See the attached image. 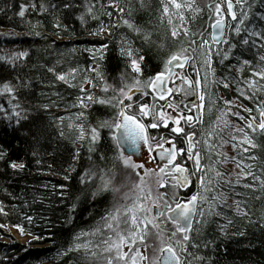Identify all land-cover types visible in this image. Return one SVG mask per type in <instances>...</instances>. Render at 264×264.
I'll use <instances>...</instances> for the list:
<instances>
[{"label":"trees","instance_id":"trees-1","mask_svg":"<svg viewBox=\"0 0 264 264\" xmlns=\"http://www.w3.org/2000/svg\"><path fill=\"white\" fill-rule=\"evenodd\" d=\"M66 2L72 7H65ZM42 3L46 11L39 7ZM197 3L203 11L183 26L189 29V35L184 36L180 28V34L173 37L172 28H179L180 21L173 17V25H169L167 17L161 19L160 0H143V3L141 0H0V57L9 58L21 52L28 54L18 58L15 67L5 66L0 61V70L7 67L0 78V89L4 79L14 83L28 82L30 89L22 91V102L27 104L31 114L39 115L45 127L38 142L31 135H24L29 130L27 124L14 133L13 128L17 127L15 118L11 121L7 118L11 116L12 105L7 95H0V106L5 108L0 112V151H6L11 159L24 160L26 164L23 171L14 173L6 164L0 163V208L3 209L0 211V264H106L103 259L100 262L98 256L86 257L83 251L61 254L74 245L76 233L99 227L97 222L101 221L106 210L125 192H132V185L138 178L115 159L119 150L107 130H101L102 139L95 146V151L87 150V139L82 143L76 142L73 147L77 135L68 130L65 116L70 114V109L80 112L73 104L77 103L78 96L88 93L80 91L86 79L97 87L94 96L107 99L114 95L111 90L107 93L102 91L105 84L119 86L120 73L125 69L131 72L130 62L126 54L122 55L121 49L131 48L134 57H144L141 66L146 78L165 71V60L181 46L189 47L190 40L199 41L201 31L205 32L204 39L208 40L209 24L214 19L210 20L213 13L204 5L213 3V0H197ZM251 3L253 14L258 16L264 12V0ZM110 4L116 7H109ZM21 5L25 8L24 17L19 16ZM89 5L94 6L96 19L87 14ZM119 8L124 9L122 14ZM109 12L112 13L110 17L105 14ZM82 15L84 22L79 19ZM190 15L186 13V16ZM125 20L138 26L140 31L130 29ZM101 23L105 30L95 35ZM213 66L218 77L228 75L218 59ZM50 68L57 74H68L75 69V79L71 75L66 77L75 86L70 87L68 83L57 80ZM236 89L225 90L228 99L234 94L239 103L253 109L264 101V91L258 92L253 100H245ZM133 101L150 104L149 98L138 92L134 93ZM44 106H47L46 111ZM119 107L91 103L83 110L85 115L78 124L84 123L86 128L96 125L100 119L114 117ZM256 142L262 147L252 150V154L258 156L257 164L261 171L264 168V136L257 135ZM33 150L38 155L33 156ZM77 150L80 157L67 173L69 178L65 179L70 153ZM101 155L104 159L100 158ZM90 168L98 173L104 170L108 175L112 174L109 170H114L113 183L117 187L124 185L121 191L115 196L109 191L93 199L91 193L99 180L84 183L80 179ZM192 185L196 187V182ZM237 191L245 193V196L237 198L243 201L242 208L249 216L219 208L232 220V224L227 225L223 216L209 218L208 223L198 229V234L194 222L190 236L198 246H189L181 254L183 264H264V190L237 188ZM77 196L81 201L75 220L71 226L66 225L64 218ZM28 217L32 220L29 221ZM219 225L227 226L221 231ZM17 226L22 227L24 233ZM10 229L28 238L27 243L14 239L5 241ZM241 232L244 235H240ZM92 240L94 244L99 242L96 236Z\"/></svg>","mask_w":264,"mask_h":264},{"label":"snow or ice","instance_id":"snow-or-ice-1","mask_svg":"<svg viewBox=\"0 0 264 264\" xmlns=\"http://www.w3.org/2000/svg\"><path fill=\"white\" fill-rule=\"evenodd\" d=\"M160 4L162 20L163 17H167L169 25H173V17L180 21L179 28L177 26L172 28L171 35L173 37L180 34V28L183 29V35L188 36L189 29L183 27L184 24L189 19H195L203 11L197 0H160ZM32 7L35 8L36 5H32ZM39 7L42 10H47L43 3ZM65 7L71 8L72 4L66 2ZM93 7V5H89L87 14L96 19ZM109 7L115 8L116 5L110 4ZM204 7H208L213 13L210 20L214 19V22L209 24L213 30L211 43L204 39L205 32L201 31L199 41L190 40L189 47L181 46L177 52L165 60V71L146 78L141 66L144 57H134L131 48L121 49L122 55L126 54L130 62L131 72L129 73L125 69L120 73L119 86L105 84L102 91L107 93L111 90L114 95L107 99L98 98L91 93L77 97V103L73 104V107L81 109H87L89 103H98L112 108H116L118 105L120 107L114 117L100 119L96 125H89L87 128L84 123L69 125V127L75 128L78 133L76 140L73 141V147L76 142L82 143L87 139V150L93 152L96 150L95 146L102 139L101 130H107L115 148L119 150L115 159L121 161L125 168H130L139 177V182L132 185V192H125L119 200L114 201L112 207L107 209L101 217L103 223L97 222L99 227L92 231L82 230L76 233L74 245L66 248L61 255L83 251L86 257L97 256L98 253L94 250L92 238L104 233L106 235L102 240L104 245L102 252L107 254L105 256L106 264H144L145 261L148 264H183L181 254L186 252L189 246H198L190 236L193 232L194 222L207 224L206 216H223L227 220V225H231L232 220L216 209L235 207L237 213L248 217L249 213L241 208L242 201L237 199V197L245 196V193L237 191V188L252 191L264 190V168L261 169L260 174L255 171V162L258 160V156L255 154L243 155L262 147L256 142V136H264V101L253 109L233 100L218 98L223 100V108L219 110L215 126L206 133H200L201 136L206 137L203 139V145L206 158L212 161L211 164H203L204 157L200 151L195 150L196 143L200 142L197 140L198 134L194 131H186L182 124L185 122L188 127L192 128L194 122L203 123L205 91L199 78L201 68L204 70L203 82L205 84L208 83L209 76L213 78L212 83L222 84L225 89H229L235 84L239 96L245 100H253L258 92L264 91V83H261L264 81V12L258 16L253 14L250 0H213V3H206ZM118 11L122 14L124 9L119 8ZM186 13L191 14L190 17L186 16ZM105 14L109 17L112 15L110 12ZM24 15L25 8L24 5H21L19 16L24 17ZM229 18L232 23H227ZM79 19L84 22L83 15ZM124 23L133 31H140L138 26L129 23V21L125 20ZM56 26L60 27L59 24ZM104 30V25L101 23L100 29L94 34L99 35ZM145 39L147 40L148 37L145 36ZM221 44L226 47L221 48ZM213 46H215V50H213ZM27 55L26 52H21L9 58L0 57V61L5 66L15 67V61L18 58L27 57ZM216 59L228 73L222 80L215 78L217 70L213 65ZM191 61H196L199 65V67L193 65L196 67L197 78L193 79L186 73L175 71V69H184ZM233 69H235L236 75L232 74ZM6 71L7 67L0 70V78ZM49 71L56 75L57 80L68 83L70 87L75 86L66 78L71 75L72 79H75V69H72L68 74H57L51 68ZM90 71H96V69H90ZM97 75L100 73L97 72ZM173 77L180 81L179 84L175 88L166 87L167 81L176 82ZM85 83H91V80L86 79ZM93 87H95L94 84ZM24 89H30L28 82L14 83L12 80L4 79L0 95H7L9 104L12 105L11 116L7 118L10 121L13 117L15 118L17 127L13 128V132L19 131L27 124L29 130L24 135L26 137L31 135L32 139L38 142L43 137L45 127L39 115L31 114L27 104L22 102L21 94ZM80 91L84 92L85 90L81 87ZM134 92L140 93L141 96L151 95L154 102L151 105L147 102L137 104L133 101ZM174 93L180 97L179 100L168 99L173 97ZM190 97L194 99H189ZM114 101L115 103H113ZM125 101H133V103L126 104ZM157 101H166V103L158 105ZM212 103L215 105L216 101L214 100ZM165 108L171 109L174 115H170ZM193 108L201 113L199 117L187 114ZM44 110H47V106H44ZM3 111L5 108L0 106V112ZM242 112H246L248 115L245 116ZM253 112L256 114L254 115ZM84 115V111H81L77 115V119H81ZM229 115L243 122V126L232 124L225 118ZM149 117L150 119H148ZM170 123L174 126H170ZM161 127L174 134L176 140L170 137L157 138L150 134V129H160ZM226 129L228 130V139L223 136ZM60 135L64 136L62 129ZM162 139H167L170 148L164 149L160 154L163 164L157 165L158 171L145 169L143 164L133 161L131 155L124 154L125 146L130 147L133 152H139L142 144L151 153L153 152V143L160 147ZM185 140L187 141L186 154L182 149L176 147L177 143ZM227 144H231L233 151L237 152L236 156L229 157L223 151ZM32 155H38L37 151L33 150ZM184 156H186V161L192 162L191 168L187 166V163L178 161V157L183 158ZM213 156H215L214 160ZM79 157L78 150L70 153L65 179L69 178L67 173H70L73 164ZM100 158L104 159L103 155ZM229 161L234 163L233 169L222 171L217 167V165L223 166ZM0 163L6 164L7 168L12 169L14 173L21 172L26 167L24 160L11 159L6 151H0ZM36 163L39 164L40 161L37 160ZM138 169H144L143 176ZM109 171L112 173L111 175H108L104 170H100L98 173L90 168L80 177L84 183L99 180L91 193L93 199L109 191L115 196L124 186H115L113 181L116 173L114 170ZM197 173H199L196 176L199 190L190 197H183L180 190L190 187L191 177ZM210 173L212 174L210 175ZM145 176L154 177L153 183L148 184ZM160 189H165V191H160ZM230 197L233 199L232 205H228ZM80 201L81 197L77 196L70 205L64 218V224L70 226L73 224ZM203 204H207V208L202 207ZM0 211L3 209L0 208ZM28 219L31 221L32 217H28ZM169 225L172 227L169 228ZM227 225H219L220 230L224 231ZM20 231L24 233L22 227H20ZM239 234L244 235L243 232ZM36 239H41V237H36ZM95 247H99V245ZM125 248L127 251L124 250ZM149 249H151V256L148 255Z\"/></svg>","mask_w":264,"mask_h":264},{"label":"rangeland","instance_id":"rangeland-1","mask_svg":"<svg viewBox=\"0 0 264 264\" xmlns=\"http://www.w3.org/2000/svg\"><path fill=\"white\" fill-rule=\"evenodd\" d=\"M252 1H255V0H250V2H252ZM253 5V4H252ZM228 23H231L229 20H228ZM209 36V35H208ZM208 40H209V43H211V41H210V36L208 37ZM221 48H225V45H221L220 46ZM213 50H215V46H213ZM196 65L197 67H199V65L196 63V61H193V63H192V67H193V65ZM193 69H194V73H195V78H197V76H196V67H193ZM232 74L233 75H236V71H235V69H233V72H232ZM203 76H204V70H203V68H201V70H200V79H201V81H202V87H203V89H204V91H205V101H204V108H203V115H202V119H203V123L201 124V130H200V133H202V132H204V133H206V132H208V131H210L214 126H215V122H216V119H217V116L219 115V110L221 109V108H223V100H220V99H218L219 97H223L224 99H227V100H233V101H235V102H237V103H239L237 100H236V97L234 96V94L231 96V98H227V96L225 95V88H223L222 87V84H214V83H212V80H213V78L211 77V76H209V80H208V83L207 84H205L204 82H203ZM216 80H222V78H220V77H218L217 76V74H216ZM167 83H168V81L166 82V84H165V86L166 87H168L167 86ZM236 85L235 84H233L232 85V87H230L229 89H227V90H229V91H232L234 88L236 89ZM84 90L85 91H87L88 93H91V94H94V93H96V91H97V87L95 86V87H93V83H92V81H91V83H86L85 84V86H84ZM237 90V89H236ZM134 93H136V92H134ZM134 93H133V95H134ZM216 101V104L215 105H213V103H212V101ZM91 103H89L88 104V106L90 105ZM88 108V107H87ZM75 109H79L80 110V112L81 111H83V110H85V109H81V108H79V107H77V108H75ZM168 111H171V110H168ZM69 112H70V114L69 115H67V116H65L66 118V120H64L65 121V123L67 124V126H68V130L69 131H72V132H74V133H76V135H78V133H77V130L75 129V128H73V127H69V125H71V124H78V119H77V115L80 113L79 111H77V112H72V110L70 109L69 110ZM198 114H199V116L201 115V113H199L198 112ZM242 114L243 115H245V116H247L248 115V113H246V112H242ZM253 114L255 115L256 113L255 112H253ZM226 119H228L232 124H240L241 126H243V122H241V121H238L235 117H233V116H228V117H225ZM227 132H228V130L226 129L225 131H224V133H223V136H224V138L225 139H228V135H227ZM204 138H206V137H204V136H201V141H202V146H203V150H205V148H204V145H203V139ZM166 145V144H165ZM167 146H168V144H167ZM245 147H246V145H245ZM143 148H144V145H143V147H142V151H143ZM156 148V147H155ZM223 151H225L226 153H227V155L229 156V157H232V156H236L237 155V152H235V151H233V149H232V147H231V144H227V145H225V147H224V149H223ZM143 153L144 152H142V156H141V158L140 159H137L136 157H134V156H132V159H133V161H135V162H137V163H140V164H143L144 165V168L145 169H152V170H154V171H158L159 169H158V167H157V161H156V158H155V154H147V153H145L144 154V156H143ZM152 153V152H151ZM249 154H252V151H251V153H245V154H243L244 156H247V155H249ZM126 156H128V155H126ZM206 160H205V162L203 163V164H211L212 163V161H210V160H208L207 158H205ZM215 159V156H213V160ZM248 163H252L251 161H247ZM217 167L218 168H220V170H231V169H233L234 167H235V165H234V163L233 162H231V161H229L227 164H225V165H223V166H220V165H217ZM128 170H129V172L131 173V174H135L134 172H132V170L130 169V168H128ZM138 171L140 172V174L143 176L144 175V169H138ZM255 171L257 172V174H260V170H259V168H258V164H257V161L255 162ZM212 173H210V175H211ZM136 175V174H135ZM137 178H138V180L136 181V183L137 182H139V177L137 176ZM250 179V178H249ZM145 180L148 182V184H152L153 183V181H154V177H148V176H145ZM198 190H199V185H198ZM160 191H161V189H160ZM241 192V191H240ZM237 199H239V198H237ZM241 200V199H240ZM242 201V200H241ZM233 204V199L230 197L229 198V200H228V205H232ZM243 201H242V205H241V208H242V206H243ZM202 207H204V208H207V204H203L202 205ZM227 211H234L235 213H237V211H236V209H235V207H224ZM217 211H220V209L219 208H217L216 209ZM242 210L244 211V209L242 208ZM221 212V211H220ZM237 214H240V213H237ZM209 218H213V217H205V219H209ZM197 219H199V217H197ZM196 225H197V231H196V233L198 234V229H200V227L203 225L202 223L201 224H197L196 223ZM7 238H5L4 240L5 241H10L11 239H14V240H17L18 242H20V243H22V244H26L27 243V241H28V238H26V237H21L20 235H19V233L16 231V230H14V229H10L8 232H7ZM105 235L106 234H104V233H101V234H98L96 237H98V239H99V242L97 243V244H94V242H93V247H94V250L95 251H97V253H98V257H97V259H99V261L101 262L102 261V259H103V263H106V260H105V256L107 255V254H105V253H103L102 252V249H103V247H104V245L102 244V240L105 238ZM96 245H99V247H95ZM194 248V247H193ZM125 251H127V248H125L124 249ZM151 250H149V252H148V255H150L151 256ZM144 264H148V262L147 261H145L144 262Z\"/></svg>","mask_w":264,"mask_h":264},{"label":"flooded vegetation","instance_id":"flooded-vegetation-1","mask_svg":"<svg viewBox=\"0 0 264 264\" xmlns=\"http://www.w3.org/2000/svg\"><path fill=\"white\" fill-rule=\"evenodd\" d=\"M192 63H193V61L189 62V64L186 65L184 69H175V71L178 72V73H186V74H188L191 78L195 79V73H194V69H193V67H192ZM173 79H174L176 82H175V83H172L171 81H168V83H167V86H168V87L175 88V87L177 86V84H179L180 81H179L178 79H176L175 77H173ZM146 97L149 98L150 104H152V103L154 102V101H153V98H152L151 95L145 96V98H146ZM168 99H169V100H173V99H175V100H179L180 97H179V96H176L175 93H174V94H173V97H169ZM189 99H194V98L190 97ZM125 103H126V104H128V103H132V101L125 102ZM156 103H157L158 105H159V104H165L166 101H157ZM165 110H166L170 115H174V113H172V110H171V109H167V108H165ZM168 110H171V111H168ZM185 111L187 112L186 109H185ZM187 114H188V115H193L194 117H199V114H198V112L195 110V108H193V110H192L191 112H187ZM148 119H150V117H149ZM145 123H147V120H145ZM182 124H183V126L185 127L186 131H189V132H193V131H194V132H196V133L198 134V135H197V140L200 141V142H199V143H196V145H195V150H198V151L201 152L202 157H204V158L202 159V163H204L205 160H206V159H205V158H206V152H205V150H203L202 141H201V135H200L201 124H199V123H195V122H194V127H192V128L188 127V125H187L185 122H182ZM170 126H174V125H171V123H170ZM149 132H150V134H151L152 136H156L157 138H160V137L168 138V137H170V138H172L173 140H176V137L174 136V134L170 133V131H169L168 129H163L162 127H161L160 129H150ZM153 134H154V135H153ZM165 144H166V145H165ZM167 144H168V143H167V139H162V140H161V145H162V146H160V147H157V146L155 145V143H153V152H152V153H149L147 147L144 146L143 151H142V152H144V153H143V156H144L145 153H147V154H151V155H152V154H155V152H157V151H164V149L170 148V145L168 144V146H167ZM155 147H156V148H155ZM176 147H177L178 149H182L183 152L186 154V152H187V141L185 140V141H183V142L177 143V144H176ZM178 161L181 162V163H187V166H188L189 168L192 167V162H191V161H186V156H184L183 158H182V157H178ZM160 164H163V161H162ZM157 165H158V164H157ZM197 175H199V173H197L196 175H193V176L191 177L192 182H194V181L196 182V187H195L194 185H192V183H191L190 187H188L187 189H181V190H180V191H181V195H182L183 197H190L191 195L197 193V191H198V183H197V179H196V176H197ZM169 190H170V189H169ZM161 191H165V189H161Z\"/></svg>","mask_w":264,"mask_h":264},{"label":"water","instance_id":"water-1","mask_svg":"<svg viewBox=\"0 0 264 264\" xmlns=\"http://www.w3.org/2000/svg\"><path fill=\"white\" fill-rule=\"evenodd\" d=\"M228 20L231 21L230 18ZM227 23H228V21H227ZM212 32H213V30L210 28V40H211V33ZM142 147H143V144L141 145V149L139 150V152H133L130 147L125 146V148H124V154L125 155H131V156L136 157L137 159H140L141 156H142ZM162 152L163 151H157V152H155V158H156V161H157L158 164H160L162 162L160 160V154Z\"/></svg>","mask_w":264,"mask_h":264}]
</instances>
